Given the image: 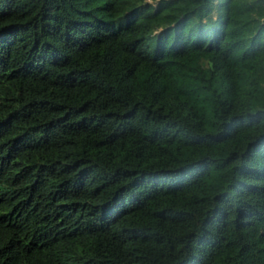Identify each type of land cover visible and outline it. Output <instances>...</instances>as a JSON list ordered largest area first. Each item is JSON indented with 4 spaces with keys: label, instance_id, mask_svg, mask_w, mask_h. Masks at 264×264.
Listing matches in <instances>:
<instances>
[{
    "label": "trees",
    "instance_id": "16d2710c",
    "mask_svg": "<svg viewBox=\"0 0 264 264\" xmlns=\"http://www.w3.org/2000/svg\"><path fill=\"white\" fill-rule=\"evenodd\" d=\"M0 264H264V0H0Z\"/></svg>",
    "mask_w": 264,
    "mask_h": 264
},
{
    "label": "clouds",
    "instance_id": "9594fccd",
    "mask_svg": "<svg viewBox=\"0 0 264 264\" xmlns=\"http://www.w3.org/2000/svg\"><path fill=\"white\" fill-rule=\"evenodd\" d=\"M159 0H143V3L145 5H151L156 6L158 4ZM216 15V9L215 7L212 8V11L209 13V17L205 18L204 22L207 23L209 18H214Z\"/></svg>",
    "mask_w": 264,
    "mask_h": 264
}]
</instances>
